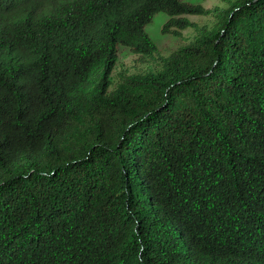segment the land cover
<instances>
[{
	"label": "trees",
	"instance_id": "1",
	"mask_svg": "<svg viewBox=\"0 0 264 264\" xmlns=\"http://www.w3.org/2000/svg\"><path fill=\"white\" fill-rule=\"evenodd\" d=\"M0 264H264V0H0Z\"/></svg>",
	"mask_w": 264,
	"mask_h": 264
},
{
	"label": "rangeland",
	"instance_id": "2",
	"mask_svg": "<svg viewBox=\"0 0 264 264\" xmlns=\"http://www.w3.org/2000/svg\"><path fill=\"white\" fill-rule=\"evenodd\" d=\"M195 6H200L206 10L218 9L220 12L227 11L233 3L237 0H181ZM190 22L196 23L200 26H212L216 20L212 15L210 16H187ZM169 17L166 13L160 12L154 15L151 22L145 28L146 34L155 44L158 54L161 57H167L177 48L186 45L192 38V29H187L182 32L181 37H176L172 34H164L163 27L168 21ZM154 62L141 63L138 57L133 55L129 49L125 47H117V61L111 73V80L114 85L116 76L119 73L136 74L144 72L147 69L154 68ZM112 85V86H113Z\"/></svg>",
	"mask_w": 264,
	"mask_h": 264
}]
</instances>
